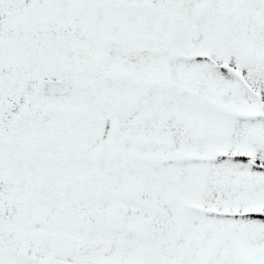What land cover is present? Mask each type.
Masks as SVG:
<instances>
[{"label": "snow or ice", "instance_id": "snow-or-ice-1", "mask_svg": "<svg viewBox=\"0 0 264 264\" xmlns=\"http://www.w3.org/2000/svg\"><path fill=\"white\" fill-rule=\"evenodd\" d=\"M0 264H264V0H0Z\"/></svg>", "mask_w": 264, "mask_h": 264}]
</instances>
